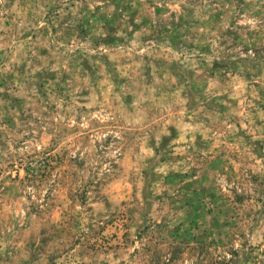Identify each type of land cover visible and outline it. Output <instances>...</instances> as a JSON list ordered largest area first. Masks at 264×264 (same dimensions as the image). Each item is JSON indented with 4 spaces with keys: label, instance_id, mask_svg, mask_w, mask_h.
Returning <instances> with one entry per match:
<instances>
[{
    "label": "rangeland",
    "instance_id": "1",
    "mask_svg": "<svg viewBox=\"0 0 264 264\" xmlns=\"http://www.w3.org/2000/svg\"><path fill=\"white\" fill-rule=\"evenodd\" d=\"M0 264H264V0H0Z\"/></svg>",
    "mask_w": 264,
    "mask_h": 264
}]
</instances>
